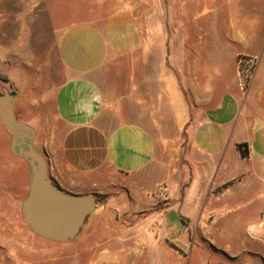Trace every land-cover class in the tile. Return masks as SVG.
I'll list each match as a JSON object with an SVG mask.
<instances>
[{
    "label": "crops",
    "instance_id": "1",
    "mask_svg": "<svg viewBox=\"0 0 264 264\" xmlns=\"http://www.w3.org/2000/svg\"><path fill=\"white\" fill-rule=\"evenodd\" d=\"M158 2L147 22L143 0H87L55 44L54 117L40 145L64 192L106 195L104 215L83 226L101 252L95 264L128 259L146 241L138 210L155 207L158 236L168 239L185 235L181 215L200 224L204 209L240 193L264 208V0H165L163 24ZM238 53L260 60L246 92L236 84ZM165 103L184 136L181 156L175 138L146 123L161 128ZM111 252L115 262H104Z\"/></svg>",
    "mask_w": 264,
    "mask_h": 264
},
{
    "label": "rangeland",
    "instance_id": "2",
    "mask_svg": "<svg viewBox=\"0 0 264 264\" xmlns=\"http://www.w3.org/2000/svg\"><path fill=\"white\" fill-rule=\"evenodd\" d=\"M164 2H158L162 24ZM85 3L87 0H0V93L1 87L9 92L13 87L17 90L14 112L23 111L17 118L36 129L35 142L42 153L40 141L50 130L54 117L52 92L60 73L56 40L64 27L80 21L77 12ZM152 4V0L142 3L147 22ZM210 26L214 37L217 36L220 27L215 23ZM159 36L165 40L166 33L160 32ZM212 44L215 43L212 41ZM259 63L260 60L255 73ZM4 76L8 80H4ZM164 111L161 128L155 123H146L155 135L163 131L168 133L169 139L175 138L173 147L179 148L181 156L185 142L183 133L172 123L166 103ZM9 141L10 135L0 121V264L97 263L101 252L98 248L90 249L89 240L84 237L90 225L82 227L75 238L57 242L42 238L24 222L21 204L28 190L29 166L10 151ZM163 189L160 185L153 195ZM235 197L212 209H204L200 224L192 219L184 224L179 219V225H185V235L180 237V233L173 231L168 239L158 236L160 229L153 223L155 207L138 210L136 214L141 224L137 231L149 232L146 241H142V246L132 251L128 259L119 260L111 252L103 261L117 259L113 264H264V208H255L247 202L249 194L245 192ZM92 198L97 209L89 217L104 215L98 211L104 198L97 195ZM158 205L164 208L165 200ZM129 211H118L114 215L116 222L121 223L120 217ZM177 215V209L167 212L169 218Z\"/></svg>",
    "mask_w": 264,
    "mask_h": 264
},
{
    "label": "water",
    "instance_id": "3",
    "mask_svg": "<svg viewBox=\"0 0 264 264\" xmlns=\"http://www.w3.org/2000/svg\"><path fill=\"white\" fill-rule=\"evenodd\" d=\"M1 89L0 121L10 135L9 149L29 166L28 190L21 204L23 220L44 239L71 240L79 234L96 204L90 194L64 192L48 175L47 161L34 142V128L15 115L17 90Z\"/></svg>",
    "mask_w": 264,
    "mask_h": 264
},
{
    "label": "built area",
    "instance_id": "4",
    "mask_svg": "<svg viewBox=\"0 0 264 264\" xmlns=\"http://www.w3.org/2000/svg\"><path fill=\"white\" fill-rule=\"evenodd\" d=\"M235 78L240 91L246 92L250 87L255 69L258 63V56L239 53L235 57Z\"/></svg>",
    "mask_w": 264,
    "mask_h": 264
},
{
    "label": "trees",
    "instance_id": "5",
    "mask_svg": "<svg viewBox=\"0 0 264 264\" xmlns=\"http://www.w3.org/2000/svg\"><path fill=\"white\" fill-rule=\"evenodd\" d=\"M6 76H4L5 78ZM4 80H8V78H5ZM240 147V151L242 155H246V150L242 148V145H239ZM106 195L105 194H97V197L100 199H103ZM88 218V216H87ZM181 220L184 222V224L187 222L188 218H186L185 216L181 215Z\"/></svg>",
    "mask_w": 264,
    "mask_h": 264
},
{
    "label": "flooded vegetation",
    "instance_id": "6",
    "mask_svg": "<svg viewBox=\"0 0 264 264\" xmlns=\"http://www.w3.org/2000/svg\"><path fill=\"white\" fill-rule=\"evenodd\" d=\"M5 79V78H4Z\"/></svg>",
    "mask_w": 264,
    "mask_h": 264
}]
</instances>
